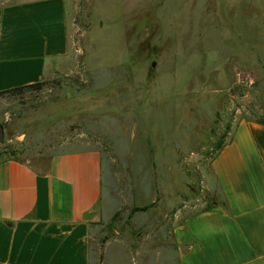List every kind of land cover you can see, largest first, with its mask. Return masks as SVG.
<instances>
[{
    "label": "rangeland",
    "instance_id": "rangeland-1",
    "mask_svg": "<svg viewBox=\"0 0 264 264\" xmlns=\"http://www.w3.org/2000/svg\"><path fill=\"white\" fill-rule=\"evenodd\" d=\"M65 1L60 68L0 95V158L43 170L60 152L99 149L95 264H176L173 222L222 200L217 144L241 118H264V0ZM235 69L254 72L247 93L230 91Z\"/></svg>",
    "mask_w": 264,
    "mask_h": 264
},
{
    "label": "crops",
    "instance_id": "crops-1",
    "mask_svg": "<svg viewBox=\"0 0 264 264\" xmlns=\"http://www.w3.org/2000/svg\"><path fill=\"white\" fill-rule=\"evenodd\" d=\"M68 48L65 0L0 4V92L43 80ZM254 69L264 76V62ZM255 118H241L211 160L222 200L173 222L176 264H264V124ZM102 190L97 148L60 152L43 170L0 158V264H95Z\"/></svg>",
    "mask_w": 264,
    "mask_h": 264
},
{
    "label": "trees",
    "instance_id": "trees-1",
    "mask_svg": "<svg viewBox=\"0 0 264 264\" xmlns=\"http://www.w3.org/2000/svg\"><path fill=\"white\" fill-rule=\"evenodd\" d=\"M43 84H44V80H41L39 82H36V83H33V84H29V85H26V86H19V87H15V88H11V89H8V90L1 91L0 95L8 94V93H20L21 91H23L26 88L39 89V88H41L43 86ZM255 120L257 122H259V123L264 124V118H262V117L255 118ZM224 143H225V141L219 142L217 144V148L215 149L214 156L218 152V150L224 145ZM211 205H206L202 209H208V208L211 207ZM147 207L148 206H143V207H141V206H133L132 211H136V210H140V209H146ZM116 214H117V212L112 216L111 220L107 223V227H109L112 224V221L114 220V217H115ZM131 214H132L131 212L128 214L129 218L131 217Z\"/></svg>",
    "mask_w": 264,
    "mask_h": 264
},
{
    "label": "built area",
    "instance_id": "built-area-1",
    "mask_svg": "<svg viewBox=\"0 0 264 264\" xmlns=\"http://www.w3.org/2000/svg\"><path fill=\"white\" fill-rule=\"evenodd\" d=\"M255 83V74L252 70L235 69L234 81L231 85V90H240L247 93Z\"/></svg>",
    "mask_w": 264,
    "mask_h": 264
},
{
    "label": "water",
    "instance_id": "water-1",
    "mask_svg": "<svg viewBox=\"0 0 264 264\" xmlns=\"http://www.w3.org/2000/svg\"><path fill=\"white\" fill-rule=\"evenodd\" d=\"M4 141V127L0 124V142Z\"/></svg>",
    "mask_w": 264,
    "mask_h": 264
}]
</instances>
